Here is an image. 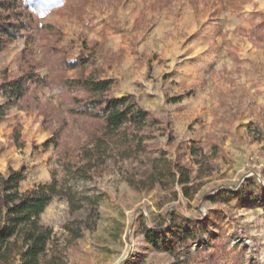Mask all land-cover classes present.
<instances>
[{
	"label": "rangeland",
	"instance_id": "1",
	"mask_svg": "<svg viewBox=\"0 0 264 264\" xmlns=\"http://www.w3.org/2000/svg\"><path fill=\"white\" fill-rule=\"evenodd\" d=\"M40 24L52 29L32 45L21 38L0 50V83L33 66L48 84H31L27 95L36 99L0 121V173L24 168L21 191L49 183L52 169L62 179L61 165L81 161L94 127L67 117L48 78L47 45L71 61L88 56L86 75L113 80L108 97H130L159 123L145 130L143 151L112 142L88 178L69 179L93 208L72 214L64 199H52L40 217L54 235L43 262L264 264V0H70ZM57 114L67 126L58 147L50 143ZM159 151L189 169L188 197L167 181L144 191L128 184L147 176ZM222 187L234 190L231 201L205 200ZM165 211L212 224L185 246L157 251L143 228L161 224Z\"/></svg>",
	"mask_w": 264,
	"mask_h": 264
},
{
	"label": "trees",
	"instance_id": "2",
	"mask_svg": "<svg viewBox=\"0 0 264 264\" xmlns=\"http://www.w3.org/2000/svg\"><path fill=\"white\" fill-rule=\"evenodd\" d=\"M69 3L70 0H0V50L21 38L29 46L39 37H44L52 27L41 25L40 16L52 10L62 14ZM44 49L51 87L59 91L67 117L75 124L93 122L94 127L88 131V143L82 151L81 161L77 164L66 161L61 165L62 179L52 169L49 183L32 185L21 191L24 168L0 173V264H48L43 262V258L54 235L40 217L52 199H64L72 214L83 206L93 208L94 201L71 188L69 179L88 178V171L97 168L102 157H107L112 142L119 143L128 151H143L150 140L145 130H151L159 124L156 118L132 102L130 97H108L106 93L111 89L113 80L86 75L84 71L90 65L88 56L80 55L71 61L62 57L59 49L49 45ZM33 69V66L27 67L23 75L15 79H2L0 98L4 101L0 104V121L7 117L11 109H25L36 99L35 95H27L31 84L34 83L36 87L48 85L47 80L37 78ZM68 70L77 73L73 78L63 76ZM80 92L86 96L79 98L73 95ZM50 111L52 114L54 109ZM51 114L49 121L53 119ZM59 115H56L59 127L54 129L50 139V143L56 147L58 138L67 127L66 120ZM164 181L171 183L173 188L180 187V192L186 197L193 187H189L192 181L189 169L178 159L168 160L164 151H159L158 157L151 162L147 176L140 180H129L128 184L138 191H144L153 190L155 185L164 186ZM233 194L232 188L222 187L207 194L205 200L213 203L229 202ZM163 216L161 224L143 228L146 242L157 251H173V246H185L199 238L203 227L212 224L211 219H190L178 211H165ZM64 230L69 231L73 238L82 235L80 230L70 226H64Z\"/></svg>",
	"mask_w": 264,
	"mask_h": 264
},
{
	"label": "crops",
	"instance_id": "3",
	"mask_svg": "<svg viewBox=\"0 0 264 264\" xmlns=\"http://www.w3.org/2000/svg\"><path fill=\"white\" fill-rule=\"evenodd\" d=\"M208 60H209V58H207ZM206 60V59H205ZM204 62H206V61H204Z\"/></svg>",
	"mask_w": 264,
	"mask_h": 264
}]
</instances>
